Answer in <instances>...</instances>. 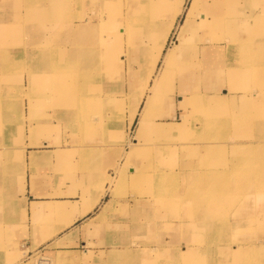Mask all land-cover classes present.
Returning a JSON list of instances; mask_svg holds the SVG:
<instances>
[{
  "label": "rangeland",
  "instance_id": "obj_1",
  "mask_svg": "<svg viewBox=\"0 0 264 264\" xmlns=\"http://www.w3.org/2000/svg\"><path fill=\"white\" fill-rule=\"evenodd\" d=\"M25 1L28 5L0 0L1 30L8 29L0 39V140L11 124L13 141L22 137L18 130L25 125L34 145L105 147L98 222L82 229L86 243L74 252L80 261L59 264H264V104L257 107L264 100V0H128L131 18L122 24L117 48L106 53L107 67L116 68L119 78L99 73L83 82L82 96L69 101L61 87L74 86L71 76L54 67L55 56L66 54L41 50L53 41L46 34L56 25L65 29L89 6L76 0ZM126 2L102 9L124 17ZM156 4L163 5L161 14ZM190 6L193 23L184 26ZM55 8L58 14H49ZM160 22L170 26L162 51L168 55L157 60L139 98L141 106L151 98L146 120L139 109L132 123L128 115L146 77L137 49L163 32ZM127 44L134 48L130 90ZM64 45L61 41L59 48ZM32 48L35 53H24ZM193 52L187 73L178 75L180 61ZM44 54L51 61L46 78L56 76L59 84L43 95V77L33 67ZM34 92H40V101H32ZM160 127L173 128L163 134ZM60 169L68 180V166ZM207 215L212 229L200 220ZM59 254L67 255L44 251L38 256L57 264Z\"/></svg>",
  "mask_w": 264,
  "mask_h": 264
},
{
  "label": "crops",
  "instance_id": "obj_2",
  "mask_svg": "<svg viewBox=\"0 0 264 264\" xmlns=\"http://www.w3.org/2000/svg\"><path fill=\"white\" fill-rule=\"evenodd\" d=\"M30 98L39 100L35 92ZM13 128L7 125L0 140V264H36L45 260L38 256L44 251L75 255L86 243L83 227L96 224L101 213L105 147L89 142L34 145L25 125L18 130L22 137L13 141ZM61 165L68 166V180Z\"/></svg>",
  "mask_w": 264,
  "mask_h": 264
},
{
  "label": "bare ground",
  "instance_id": "obj_3",
  "mask_svg": "<svg viewBox=\"0 0 264 264\" xmlns=\"http://www.w3.org/2000/svg\"><path fill=\"white\" fill-rule=\"evenodd\" d=\"M68 1L70 2L71 0H68ZM76 1H77V4H78V2H80L81 5H84V3H85L86 6H89L87 9L88 12L82 13L81 15H78V16L74 15L73 20L69 23V25L66 26L65 29L56 25L54 30H52V32L46 34V36H49L52 34L51 38L53 39V41L51 42L50 40H47V46L41 50V51H44V53L49 52L52 54V53L56 52V53L66 54L65 55L66 57L65 56L59 57L57 55V57L55 56V60H54V67L57 70L68 71V74H70V76H71L70 79H72V82H73L72 84L74 85L73 87L68 86V85L65 87H61L62 91L64 93V97L66 98V101L73 99V97H75L77 95L82 96L83 95V89H84L83 87H84L85 83L90 79L91 80L96 79L97 76L99 75V73H101V75L105 76L106 79H109V80L112 79V75H114L113 77H117L115 74L117 69L113 68V67L112 68L107 67V65H108L107 62L109 59L108 56H109L110 52H108L107 56H106V53L110 49H116L117 48V46L120 43V29L122 27V24L124 22L127 23L131 18V12H129L131 6H130V3H128V0L125 4V6H126L125 10H127V11H126V15L124 17L120 16V11L118 12L117 16H111V15H106L104 10L102 9L103 6L108 7L109 5H111L113 3H118L119 0H76ZM28 3H29L28 1L23 0V2L20 5H23V4L28 5ZM54 4L57 5L58 3L54 2ZM156 6L158 7V9L160 11L159 14H161V9H163L162 8L163 5L160 6V5L156 4ZM97 7L99 8V11H98ZM57 11L58 10L56 8L54 9V13H53V11L49 10V14H51V15L58 14ZM105 18H106V20H105ZM193 18H194V11H193V7L190 6V8L188 9V11L186 13V19H185L184 26H187L188 24L192 25ZM3 20H4V18L1 17L0 21H3ZM159 27H160L159 32L160 31H163V32L156 34L155 37H153V39H151V40L149 39V42L146 43L145 46H142V48L137 49V55L140 58V60H142V62L140 63V66L145 68L146 77L144 80V87L141 89V91H139V92L137 91L138 94L134 97L135 99H134V103H133V108L128 115L129 122H131L135 118L136 111L139 109H140V114L138 116L140 117V119H142L144 121L146 120L148 109H149V106L151 103V98L149 97L148 99L144 100L142 106L140 105V99L139 98L143 94V92H144L143 90H144L145 86H147V83H148L151 75L153 74V71L155 70L157 60H159V58H161V55H162V60L165 59L168 55V54H162V51L164 49V45H165L167 37H168V31H169L170 26H163V23L160 22ZM32 29L34 31H39V30L41 31V30H45L47 28H44L41 26H38V27L33 26ZM62 30H64V31L59 32ZM4 36L5 37L8 36V29L1 30V26H0V39L2 40ZM34 39H35V36H34ZM37 40H39V38H37ZM129 40L130 39L128 36V42H129ZM61 41H64V44H65L64 45L65 48H63V49L59 48ZM92 41H95V44L92 43ZM197 44H198V39L195 38V42L193 45H197ZM37 45H38V43H33V46H37ZM0 46H1V42H0ZM64 46H62V47H64ZM38 47H40V46H38ZM196 48H197V46H194L193 51H195ZM34 50L35 49H33V48L29 52L27 50H24V53H26V54L32 53L33 54V53H35ZM133 50H134V48L127 44L125 55H126V58L128 60V63H126V65L128 67V73H127V77H128L127 89L128 90H130V88H131V82L129 80V74H130L129 70L132 67L130 61L133 58V55H132ZM123 52L124 51H122L121 53H123ZM119 53H120V51H119ZM198 53H200V52H198ZM196 54L197 53L193 52L191 54V56L190 55L186 56L180 61L179 65L177 67V70H176V73L178 75H180V74L184 75L187 73L185 71V69L188 68V62L190 61L193 63V58L196 56ZM44 55H45V57H43V59H41V60L39 59L38 65L37 66L35 65V67H33L34 73L37 75H40L41 77H43V80H46L49 83L48 87H50V88L43 85V83H45L43 80L40 81V92L43 95L46 92H48V94H50L52 90L55 91V89H53V86L59 84V78L56 76H54V77L48 76L49 78H46L47 69L49 68L48 62H51V61L47 60L46 54H44ZM122 55L125 56L124 54H122ZM122 59H123V57H121V60ZM123 66H121V69L123 68ZM2 68H3V66H2ZM39 68H40V70H42L43 74H41L40 71L39 72L37 71V69H39ZM99 69H101L100 72H99ZM209 76H211V75H209ZM117 78H119V77H117ZM82 79H83V81H82ZM161 79H162V77L160 78V80ZM83 82H85V83H83ZM136 82H137L136 80H133L132 84L136 85ZM155 83L156 82L153 81V84H155ZM46 89H47V91H46ZM86 90H89V89L87 88ZM40 92L37 93V97L39 98V100L41 97ZM69 92H71V93H69ZM119 93H122V94L124 93V89L122 88V82L121 81L119 83ZM70 96H71V98L68 99ZM106 98H109V97H106ZM259 101H261L263 103H259V105H257V107L264 104L263 99L262 100L260 99ZM109 103H110V99H109ZM64 107L67 108L68 107L67 104H64ZM260 110H263V108H261ZM132 123H133V121H132ZM163 128L164 127H160L159 128L160 130H158V131L163 133V134H168L169 132H171L173 127L168 131L162 130ZM0 150H2V149H0ZM8 153H6V154H8ZM10 153H12V152H10ZM1 156H2V154H1ZM10 156H12V155L10 154ZM10 162H12V161H10ZM0 174H1V172H0ZM9 177L10 176H8L7 178H9ZM10 178H12V177H10ZM255 180H256V183L255 182L254 183L257 185V187H260L261 183L263 182V178L258 177ZM3 181H1V182H3ZM6 182H7V180H6ZM8 182H10V181L8 180ZM217 184H218V182H217ZM0 195H1V192H0ZM4 201H5V199H4ZM200 220L205 221V228L206 229H212L213 228V224H212L213 220H212L211 215L203 216L200 218ZM257 241H262V240H257ZM41 259H44V258H41ZM45 259H47V258H45ZM38 261H43V262H46L47 264L49 262L48 259L46 261L45 260H38ZM54 261H55V263L59 264L62 262H68V263L79 262L80 259L74 255H71V256L65 255L64 256V255L59 254V255L55 256Z\"/></svg>",
  "mask_w": 264,
  "mask_h": 264
},
{
  "label": "water",
  "instance_id": "obj_4",
  "mask_svg": "<svg viewBox=\"0 0 264 264\" xmlns=\"http://www.w3.org/2000/svg\"><path fill=\"white\" fill-rule=\"evenodd\" d=\"M37 264H47V263L43 261H38Z\"/></svg>",
  "mask_w": 264,
  "mask_h": 264
}]
</instances>
